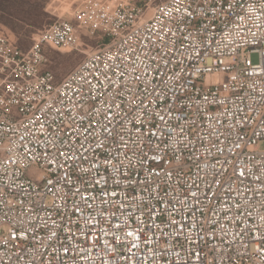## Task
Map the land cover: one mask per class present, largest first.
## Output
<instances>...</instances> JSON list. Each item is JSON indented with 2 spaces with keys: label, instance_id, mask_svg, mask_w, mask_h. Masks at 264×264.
Wrapping results in <instances>:
<instances>
[{
  "label": "built area",
  "instance_id": "built-area-1",
  "mask_svg": "<svg viewBox=\"0 0 264 264\" xmlns=\"http://www.w3.org/2000/svg\"><path fill=\"white\" fill-rule=\"evenodd\" d=\"M153 1L0 32V264H264V0Z\"/></svg>",
  "mask_w": 264,
  "mask_h": 264
},
{
  "label": "rangeland",
  "instance_id": "rangeland-1",
  "mask_svg": "<svg viewBox=\"0 0 264 264\" xmlns=\"http://www.w3.org/2000/svg\"><path fill=\"white\" fill-rule=\"evenodd\" d=\"M86 0H48L44 5V12L47 15V25L43 28L35 30L32 34L33 37L37 34L39 30H42L49 26L56 20L60 19H70L73 11L81 7ZM138 5L145 4L147 0H127ZM164 0H155L147 7L143 9V17L147 19L151 15L152 8ZM36 0H26V10H32ZM32 20V17L29 18ZM44 23V24H45ZM9 37L14 41V44L21 50H27L30 46L27 41L23 39V35H20L18 38L13 34H9ZM104 45V42L96 38H83L76 49H46L47 60L44 63V69L51 72L57 82L65 78L69 73L76 69L81 62L84 60L87 53L95 51L101 48ZM75 53V55H73ZM250 61L255 63L257 61V55L251 54Z\"/></svg>",
  "mask_w": 264,
  "mask_h": 264
},
{
  "label": "trees",
  "instance_id": "trees-1",
  "mask_svg": "<svg viewBox=\"0 0 264 264\" xmlns=\"http://www.w3.org/2000/svg\"><path fill=\"white\" fill-rule=\"evenodd\" d=\"M25 6L26 0H0V32L5 35L13 34L18 38L23 35V30L31 27L29 18L33 17L34 8L26 10ZM46 25L47 23H43L36 30Z\"/></svg>",
  "mask_w": 264,
  "mask_h": 264
},
{
  "label": "snow or ice",
  "instance_id": "snow-or-ice-1",
  "mask_svg": "<svg viewBox=\"0 0 264 264\" xmlns=\"http://www.w3.org/2000/svg\"><path fill=\"white\" fill-rule=\"evenodd\" d=\"M48 2V0H36V3L34 5V9H33V17L32 20L29 21V23L31 24V27L28 29L23 30V39L25 41H27L28 45L31 46L33 40H32V34L35 32L36 28L40 27L41 24L45 23L47 21V16L45 15L44 12V5ZM19 35V34H18ZM38 37V42L41 44V46L43 45L44 40L46 39L45 35L43 32L41 33H37L36 34ZM73 55H75V53H73ZM109 111H111V109H109ZM105 119H108V116L105 115ZM163 119V117H162ZM128 145L125 144V147H127ZM59 155H66L65 153H59ZM158 156V153H157ZM58 157H53L52 160L54 161L55 159H57ZM40 169L39 167L35 170L34 175H39ZM117 227L119 228L120 226L117 225ZM128 236H132L133 233L132 232H128L127 233ZM117 239H119V237H117ZM135 246V245H133Z\"/></svg>",
  "mask_w": 264,
  "mask_h": 264
}]
</instances>
